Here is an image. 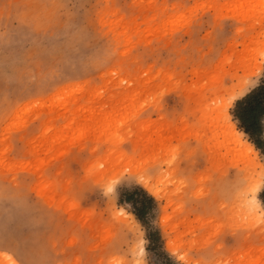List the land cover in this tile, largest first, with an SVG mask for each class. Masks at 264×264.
I'll use <instances>...</instances> for the list:
<instances>
[{
	"label": "rangeland",
	"instance_id": "obj_1",
	"mask_svg": "<svg viewBox=\"0 0 264 264\" xmlns=\"http://www.w3.org/2000/svg\"><path fill=\"white\" fill-rule=\"evenodd\" d=\"M263 78L264 0H0V264H264Z\"/></svg>",
	"mask_w": 264,
	"mask_h": 264
},
{
	"label": "trees",
	"instance_id": "obj_2",
	"mask_svg": "<svg viewBox=\"0 0 264 264\" xmlns=\"http://www.w3.org/2000/svg\"><path fill=\"white\" fill-rule=\"evenodd\" d=\"M232 115L251 144L261 151L264 146V140L262 139L264 122V78L260 85L235 102ZM140 191L142 192V190ZM142 193L146 196L144 192ZM146 197L152 200L150 196ZM124 201L133 203L130 196L125 198ZM138 213V211H133L136 218L140 220ZM148 239L150 240L149 237Z\"/></svg>",
	"mask_w": 264,
	"mask_h": 264
},
{
	"label": "bare ground",
	"instance_id": "obj_3",
	"mask_svg": "<svg viewBox=\"0 0 264 264\" xmlns=\"http://www.w3.org/2000/svg\"><path fill=\"white\" fill-rule=\"evenodd\" d=\"M239 88H240V87H239ZM233 89H235V87H234ZM220 90H221V89L219 88L218 91H220ZM215 94H217V92H215ZM235 97H236V95H235L234 93H232V94H231V98H230V103H231L232 99H234ZM230 103H228V105H227L226 108L224 107L225 103L221 105V107L225 110V112H226V114H227V119H225V126H226L227 128H229V129H231V131H232V133H233V136H234V138H235V142H236L238 145L242 146V147L245 149V151H247V153H248L249 156H250L251 154H255V151H254L252 145H251L250 143H248V142H241L240 138L237 136V131H236L235 128L233 127V125H232V123H231V121H230V119H229V114H228V112H227V108L229 107ZM249 163H250V167H249V168H250L252 171H255V168H256L257 166L261 167V166L255 161L254 158L250 159ZM250 180H251V181H250L251 183H256V182L259 183V182H260V178L253 179L252 176H250ZM138 182H139V183H140L145 189H147L152 195H154V194L157 193L156 190H154V188H153L151 185H149V183H148V179H147L145 176H139V177H138ZM257 185H258V184H257ZM252 188H253V186H252ZM256 188H257V186L255 187V189H256ZM167 247H168L169 249H172V248H173V247H172V244H171L170 242L167 243ZM142 251H143V249L140 248V252H141V253H142ZM5 261H6V262H10V264H16V262L13 260V258L10 257L9 255H6V259H5Z\"/></svg>",
	"mask_w": 264,
	"mask_h": 264
},
{
	"label": "snow or ice",
	"instance_id": "obj_4",
	"mask_svg": "<svg viewBox=\"0 0 264 264\" xmlns=\"http://www.w3.org/2000/svg\"><path fill=\"white\" fill-rule=\"evenodd\" d=\"M228 103H230V98L228 101L225 102V105H224L225 108L227 107ZM221 113L224 116V118L227 119V114H226V112L223 111V109L221 110Z\"/></svg>",
	"mask_w": 264,
	"mask_h": 264
},
{
	"label": "crops",
	"instance_id": "obj_5",
	"mask_svg": "<svg viewBox=\"0 0 264 264\" xmlns=\"http://www.w3.org/2000/svg\"><path fill=\"white\" fill-rule=\"evenodd\" d=\"M263 121H264V118H263ZM262 139L264 140V131H263V133H262Z\"/></svg>",
	"mask_w": 264,
	"mask_h": 264
}]
</instances>
